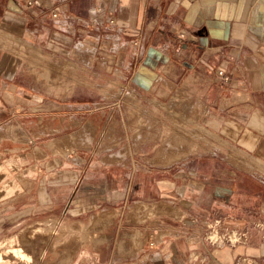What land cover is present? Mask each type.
<instances>
[{"label": "crops", "instance_id": "0c3cea01", "mask_svg": "<svg viewBox=\"0 0 264 264\" xmlns=\"http://www.w3.org/2000/svg\"><path fill=\"white\" fill-rule=\"evenodd\" d=\"M94 14L97 26L89 23ZM109 15L115 27L106 26ZM5 40L10 50L0 47V125L20 122L29 136L30 108L40 109V131L46 121L55 122L53 134L64 132L62 119L96 126L122 120L119 111L135 107L131 102L95 103L81 92L87 86L63 91L53 83L52 91L43 80L48 95L11 74L18 61L29 63L27 69L34 62L69 68L85 62L141 102L181 98L198 106L199 125L220 143L212 148L225 155L229 149L247 166L230 163L231 169L210 156L206 168L145 169L93 158L79 168L52 153L33 165L24 161V147L9 149L0 141V239L19 222L47 213L79 217L160 200L177 213L180 207L182 216L165 224L167 236L155 249L118 264H264V0H0V43ZM218 69L227 82L217 78ZM21 174L26 183L17 178ZM212 220L220 222V232H235V240L210 244L204 230ZM139 235L129 252L147 236Z\"/></svg>", "mask_w": 264, "mask_h": 264}, {"label": "rangeland", "instance_id": "374dc122", "mask_svg": "<svg viewBox=\"0 0 264 264\" xmlns=\"http://www.w3.org/2000/svg\"><path fill=\"white\" fill-rule=\"evenodd\" d=\"M9 44L10 42L5 40L4 44L0 43V47L7 52L10 50ZM14 48L19 50V58L22 57L21 48L13 46V51ZM27 64L29 63L18 61L11 66L15 70L11 73L14 74L13 79L29 85L40 93L48 94L46 90L49 89H43L42 83L43 80H49L52 91L55 84L63 86V88L61 87L63 91L70 85L87 86L80 87V89L83 93L87 92L85 96L92 102L116 103L115 106L119 105L120 107L131 102L135 107H131L129 104L130 107L126 106V109L125 106L122 107L124 111H119L122 120L118 119L115 122L116 118H111L106 123L101 120L99 126L90 123L85 125L83 121L77 122L79 119L72 121L62 119L64 132L57 134L50 131L54 128L53 120L46 121L45 131L42 132L43 129L40 131L38 126L40 119L37 116L39 114L37 110L40 109L30 108L26 112L31 119L30 135L36 140H33L30 135V137L25 135L20 122L8 126L0 125V137L2 138L0 141H3L2 144L9 149L18 147L22 151V147H24V161H29L33 165L44 163L51 160L49 154L52 153L59 157L62 164L75 165L79 168L86 166L91 158L103 162L122 161L123 164H134L138 168L145 167V169L168 166L193 168L198 163L206 168L207 165H210L207 160L212 157L231 169L235 168L233 165L246 167L245 160L231 153L229 149L225 155L224 149L217 151L212 148L214 143V147L219 149L218 139L208 134L199 125V117L202 112L197 109L198 106H192V103H187L184 99L180 98L167 103L141 102L135 95L128 93L129 91H124L118 82L112 80L109 84L107 77L103 76L97 64H94L93 71L90 70V65L87 68L85 62H80L71 68L68 67V63L57 61L30 63L32 66L28 69L26 68ZM61 64H63L62 67ZM29 71L30 75L27 78L24 73ZM36 73L38 76H32ZM55 74H61V77H57ZM177 101L183 110L175 107L178 104ZM41 113L42 110L40 115ZM198 130L200 132L197 134ZM26 140L31 141V144H25L23 141ZM206 156L207 158H204ZM211 165H213L212 162ZM198 174V177H201L203 173ZM207 175L218 177L217 174L207 173ZM17 178L26 183L22 174L17 175ZM134 202L122 208L107 209L108 212L115 211L116 214L102 213L101 209L92 210L79 217H71L64 213H56V215L47 213L31 218L30 221L19 222V225H15L12 234L0 239V243L5 242V246L2 245L0 252L2 250L1 253H4L7 241L17 242L26 235L34 238L33 244L37 249L36 256L32 258L35 261L32 260L31 264H109V262L118 264L124 263L122 261L125 259L132 263L140 254L145 253L138 252V250L129 252L134 248L132 241L136 242L135 238H139V233L149 236L154 231L165 228L166 223L178 220L176 217L182 216V209L179 206H177L179 213L175 214L174 210L169 209L168 206L163 203L161 205L160 200L151 203L140 200ZM101 220L106 222L102 224ZM215 221L218 220L208 221V225L212 226ZM209 226L204 230L205 235L209 232ZM127 237L128 239H125ZM212 239L218 241L217 237ZM141 240L142 244L145 236H142ZM121 242H126L127 248L124 252H122L124 248L119 251ZM145 251H149L148 247L145 248ZM128 253H130L128 256H124Z\"/></svg>", "mask_w": 264, "mask_h": 264}, {"label": "built area", "instance_id": "2783aa9c", "mask_svg": "<svg viewBox=\"0 0 264 264\" xmlns=\"http://www.w3.org/2000/svg\"><path fill=\"white\" fill-rule=\"evenodd\" d=\"M30 2H27V5H29ZM99 12L100 13H103L102 9H99ZM95 15L91 17L89 23L92 24L93 26H97L98 24H96V18H95ZM55 16V15H53ZM106 26H108L109 28L110 27H115L116 26V21H115V18L112 16V15H109L107 17V20H106ZM216 72V76L217 78L220 80V81H223V82H227L228 78L225 77V74L223 72V70L221 69H218L215 71ZM128 93H131V91H129ZM130 95V94H129ZM134 95V94H133ZM196 175V174H194ZM193 175V176H194ZM155 204V203H154ZM171 208H174V213L175 214H178L177 213V210L175 207H172L170 206L169 209ZM102 213L103 212H108L107 209H101ZM108 214H116L115 211H112L111 212H108ZM219 224L220 222L219 221H215L212 226L208 225L207 223V226H209V232L207 233L206 235V239L207 241L210 243V244H213V245H217L218 243L221 242V240H227V241H234L235 240V232H231L227 229H225L224 231L220 232L219 231ZM148 236V235H147ZM147 236L145 237V240L144 242L140 245V247L138 246V252H146L145 251V248L148 247V250H153L155 249L167 236V231L166 229L164 228H160L159 230H156L154 231L153 233L149 234L148 236V239H147ZM213 237H217V240L218 241H213ZM144 264V263H142Z\"/></svg>", "mask_w": 264, "mask_h": 264}, {"label": "bare ground", "instance_id": "6f19581e", "mask_svg": "<svg viewBox=\"0 0 264 264\" xmlns=\"http://www.w3.org/2000/svg\"><path fill=\"white\" fill-rule=\"evenodd\" d=\"M196 132V131H195ZM198 130L196 133L198 134ZM196 135V134H195ZM205 139V138H204ZM238 158V157H237ZM235 161V160H234ZM243 161V160H242ZM238 162V161H237ZM239 163V162H238ZM249 164V163H248ZM244 165V164H243ZM247 166V165H246ZM255 168V167H254ZM249 169V168H248ZM102 224L105 220L100 221ZM42 232V231H41ZM37 235V234H36ZM51 235V234H50ZM53 236V235H52ZM20 238V237H19ZM34 239V238H33ZM33 239L24 235L17 242L9 240L6 242V248L4 253L0 252V264H31L32 260L35 261L33 256H36L37 249L34 247ZM38 239V238H37ZM36 240V238H35ZM51 240V239H50ZM56 241V240H55ZM40 242V241H39ZM38 242V243H39ZM42 242V241H41ZM5 242L0 243V249ZM40 244V243H39ZM38 244V245H39ZM65 245V244H64ZM5 246V245H4ZM31 250V252H30ZM62 254V253H61ZM38 258V257H37Z\"/></svg>", "mask_w": 264, "mask_h": 264}]
</instances>
